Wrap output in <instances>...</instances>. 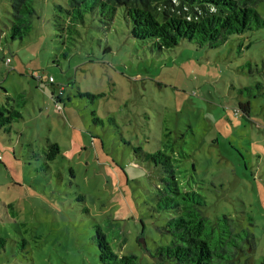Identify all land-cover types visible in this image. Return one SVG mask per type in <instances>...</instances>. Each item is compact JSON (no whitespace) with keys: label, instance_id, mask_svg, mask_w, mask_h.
Listing matches in <instances>:
<instances>
[{"label":"rangeland","instance_id":"rangeland-1","mask_svg":"<svg viewBox=\"0 0 264 264\" xmlns=\"http://www.w3.org/2000/svg\"><path fill=\"white\" fill-rule=\"evenodd\" d=\"M11 1L0 0V107L21 98L23 119L0 128V264H102L99 228L117 254L159 264L164 173L147 156L173 155L166 145L206 216L255 236L241 263L264 264V27L160 51L119 17L107 30L87 14L70 33L69 0H34L32 32L12 40Z\"/></svg>","mask_w":264,"mask_h":264},{"label":"trees","instance_id":"trees-1","mask_svg":"<svg viewBox=\"0 0 264 264\" xmlns=\"http://www.w3.org/2000/svg\"><path fill=\"white\" fill-rule=\"evenodd\" d=\"M264 0H69L68 9L60 7L67 15L69 32L76 33L77 25L85 22L87 14L98 17L104 29H111L119 17L128 26L130 35L137 41H152L160 51L170 50L181 41L195 43L199 47L218 48L231 36L242 35L264 27V18L258 6ZM10 36L23 40L33 30L36 16L34 0H12ZM58 22V21H57ZM62 30L64 25L59 24ZM110 49L107 48L106 52ZM53 84V83H51ZM65 89L59 88L57 103ZM90 96V95H88ZM21 98L6 97L0 107V128L9 131L14 122L23 119ZM47 159L55 161L61 149L57 143H47ZM167 151L149 154L147 160L161 167L164 177L158 189L157 213L168 215L158 228L171 237L167 245L158 246L152 258L159 264H242L254 249L255 236L246 230L237 231L233 220L224 215L217 221L206 216L207 202L193 188L182 186L180 166ZM185 158L181 152L179 155ZM178 162V161H177ZM102 264H142L136 255L117 254L99 228L94 236ZM25 243V242H24ZM6 239L0 238V249ZM141 246H143L141 244ZM244 264H248V259Z\"/></svg>","mask_w":264,"mask_h":264},{"label":"water","instance_id":"water-1","mask_svg":"<svg viewBox=\"0 0 264 264\" xmlns=\"http://www.w3.org/2000/svg\"><path fill=\"white\" fill-rule=\"evenodd\" d=\"M140 244H142L143 247L146 248V244H145V240H144V239H141V240H140Z\"/></svg>","mask_w":264,"mask_h":264},{"label":"built area","instance_id":"built-area-1","mask_svg":"<svg viewBox=\"0 0 264 264\" xmlns=\"http://www.w3.org/2000/svg\"><path fill=\"white\" fill-rule=\"evenodd\" d=\"M49 82H50V83H54L55 81H54V79H53L52 77H50V78H49Z\"/></svg>","mask_w":264,"mask_h":264}]
</instances>
